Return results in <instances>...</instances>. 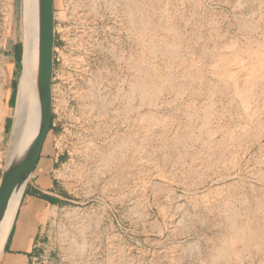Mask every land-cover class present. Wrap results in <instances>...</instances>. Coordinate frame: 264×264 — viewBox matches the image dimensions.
<instances>
[{
	"label": "rangeland",
	"instance_id": "rangeland-1",
	"mask_svg": "<svg viewBox=\"0 0 264 264\" xmlns=\"http://www.w3.org/2000/svg\"><path fill=\"white\" fill-rule=\"evenodd\" d=\"M53 5L52 126L41 154L57 159L64 201L43 264H259L239 241L230 249L227 215L252 225L264 199V97L250 120L215 65L258 47L264 0ZM24 14V0H0L1 156ZM141 80L144 94L133 88Z\"/></svg>",
	"mask_w": 264,
	"mask_h": 264
},
{
	"label": "bare ground",
	"instance_id": "bare-ground-1",
	"mask_svg": "<svg viewBox=\"0 0 264 264\" xmlns=\"http://www.w3.org/2000/svg\"><path fill=\"white\" fill-rule=\"evenodd\" d=\"M24 11L25 17L22 26V40L24 44V51L22 57L23 60L20 66V78L17 84L18 86L16 92L14 108L15 110L12 119V126L10 127L11 132L9 143L7 144L8 152H6V155L4 156L0 155V160H2L4 157L6 158V167H8L10 163L18 160L23 156V154L26 152L27 148L30 146V144L35 138L39 123L38 0H24ZM260 26L262 28V31H264L263 18L261 19ZM262 34L264 35V33ZM248 43L252 44L253 42L249 41ZM257 44L258 47H256V49L254 48L252 50L251 48H249L250 50H242V52L244 53H234V56L231 58L223 56L224 58L222 57L218 59L216 65L214 64L216 72H214L215 75L218 76L219 81H228L231 83L234 94L237 96V98H239L241 106L244 108V113L248 115L250 120H252L257 115V107L254 106L253 103H257L258 105V102L262 101L264 97V37L262 39H259ZM151 83L152 82H150V84ZM133 88L138 89L144 94L145 90L149 88V86L147 87L145 81L141 80L137 81L133 85ZM259 104H261L260 107L264 108V101L262 103L259 102ZM261 130L263 131L264 128H260V131ZM258 133L261 135V132ZM22 190L23 188L14 193L11 197L3 220L0 224V257L3 252L7 237L10 233L11 227L13 225L16 212L18 210ZM263 201L258 202L255 206L256 220L253 221L254 223L252 225L250 224L251 222L249 223L248 220H246L245 223H241L242 227L241 229H239V223L237 221L236 214L231 210L229 216L227 215L228 227L232 232L231 238L229 240L230 243H227L230 244V249L232 250L234 244L239 241L243 246L242 250H254V254L259 258L261 257L259 264H264ZM246 214L248 213L246 212ZM234 249L233 252H236L234 254H231L232 256L238 258L243 251H237Z\"/></svg>",
	"mask_w": 264,
	"mask_h": 264
},
{
	"label": "crops",
	"instance_id": "crops-1",
	"mask_svg": "<svg viewBox=\"0 0 264 264\" xmlns=\"http://www.w3.org/2000/svg\"><path fill=\"white\" fill-rule=\"evenodd\" d=\"M57 159L40 155L22 196L0 264H43L50 248L54 213L64 201Z\"/></svg>",
	"mask_w": 264,
	"mask_h": 264
},
{
	"label": "water",
	"instance_id": "water-1",
	"mask_svg": "<svg viewBox=\"0 0 264 264\" xmlns=\"http://www.w3.org/2000/svg\"><path fill=\"white\" fill-rule=\"evenodd\" d=\"M38 18H39L38 129L34 140L27 148L23 156L18 160L10 163L8 167H6L5 164V167L1 173L0 224L3 220L4 214L6 212L11 197L21 188H23L21 195V199H22L24 189L28 181L30 180V177L37 165L45 139L52 126V77H53V68H54V44H55L53 0H38ZM21 199L19 202V206L21 204Z\"/></svg>",
	"mask_w": 264,
	"mask_h": 264
}]
</instances>
